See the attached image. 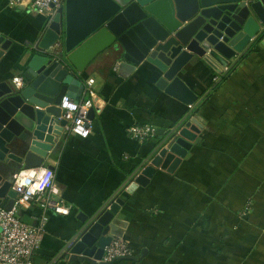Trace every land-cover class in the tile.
<instances>
[{
    "label": "crops",
    "instance_id": "crops-1",
    "mask_svg": "<svg viewBox=\"0 0 264 264\" xmlns=\"http://www.w3.org/2000/svg\"><path fill=\"white\" fill-rule=\"evenodd\" d=\"M50 21L0 0V36L12 41L8 51L0 50V82L21 78L24 57ZM120 67L107 52L80 75L83 83L93 78L97 91L91 136L64 132L46 149L47 167L55 173L52 197L72 206V212L48 213L35 264L60 256L81 227L80 213L91 216L118 195L125 205L111 235L140 260L113 264H264V35L198 106L160 90L149 66L126 77ZM231 69L218 74L199 62L182 78L203 99ZM191 113L204 128L181 164L173 172L159 169L132 195L121 191L161 141L157 135L141 144L128 129L152 125L168 132ZM41 214L33 205L19 209L21 220L31 225ZM63 264L91 263L65 257Z\"/></svg>",
    "mask_w": 264,
    "mask_h": 264
},
{
    "label": "water",
    "instance_id": "water-1",
    "mask_svg": "<svg viewBox=\"0 0 264 264\" xmlns=\"http://www.w3.org/2000/svg\"><path fill=\"white\" fill-rule=\"evenodd\" d=\"M263 34L264 0H67L24 57L22 86L0 82V208L13 209V184L21 171L47 167L46 149L64 136L67 125L61 101L65 96L81 99L85 86L80 75L103 54L121 62L125 77L149 66L160 90L198 106L204 98L183 80L187 68L203 62L222 74ZM11 45L0 36L1 51ZM191 116L168 132L158 131L161 141L121 191L132 195L159 169L173 172L181 164L204 128ZM89 118L94 121V108ZM124 205L118 195L91 216L80 213L81 227L64 256L71 262L108 264L101 261L114 240L111 224Z\"/></svg>",
    "mask_w": 264,
    "mask_h": 264
},
{
    "label": "built area",
    "instance_id": "built-area-1",
    "mask_svg": "<svg viewBox=\"0 0 264 264\" xmlns=\"http://www.w3.org/2000/svg\"><path fill=\"white\" fill-rule=\"evenodd\" d=\"M67 0H8L11 8H25L33 10L52 20L61 10ZM118 65L115 68L117 71ZM22 78H15L14 85L21 87ZM85 90L79 101L65 96L60 108L62 119L67 122L65 133L87 139L93 133V121L89 118V112L95 108L97 91L95 80L90 78L84 83ZM192 108V107H191ZM132 139L143 144L158 135V129L152 125H133L128 129ZM55 173L49 167H40L21 171L17 176L13 191L17 194L15 205L11 211L0 208V264H35L46 233L49 220L48 213L59 216H68L72 212V206L58 201L52 197L54 191ZM37 206L41 216L37 219V225H31L19 217L21 207ZM65 254L61 253L50 264H63ZM133 253L129 245L122 239H114L106 247L103 263L113 264L122 258L132 257Z\"/></svg>",
    "mask_w": 264,
    "mask_h": 264
},
{
    "label": "trees",
    "instance_id": "trees-1",
    "mask_svg": "<svg viewBox=\"0 0 264 264\" xmlns=\"http://www.w3.org/2000/svg\"><path fill=\"white\" fill-rule=\"evenodd\" d=\"M263 35H264V34H263ZM235 66H236V65H235ZM235 66H234L231 70H229L228 73H227L226 75L221 76L220 80L212 85L211 90H210L208 93L202 95V96H203L202 98H204L203 102H204V101H205V100L211 95V93H212L213 91H215V90L217 89V87L221 84V82L224 81V80L227 78V76H228L229 73L235 68ZM201 104H202V103H201ZM201 104H200V105H201ZM194 111H195V110H194ZM194 111H193V112H194ZM193 112H192V113H193ZM192 113H191V114H192ZM150 141H151V140H150ZM148 142H149V141H148ZM146 143H147V142H146ZM34 261H35V260H34ZM51 262H53V259H51V260L49 261L48 264H50Z\"/></svg>",
    "mask_w": 264,
    "mask_h": 264
}]
</instances>
